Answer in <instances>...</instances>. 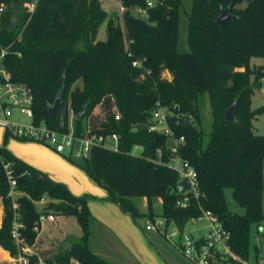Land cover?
Returning a JSON list of instances; mask_svg holds the SVG:
<instances>
[{
  "label": "trees",
  "instance_id": "trees-1",
  "mask_svg": "<svg viewBox=\"0 0 264 264\" xmlns=\"http://www.w3.org/2000/svg\"><path fill=\"white\" fill-rule=\"evenodd\" d=\"M120 1L126 11L117 23L106 21V37L98 40V28L106 19L101 0H0L5 5L0 13V51L5 52L0 66L7 70L9 81L31 89L36 125L44 122L52 130L66 132L72 110L79 135L83 119L99 105L98 131L116 133L119 149L93 147L86 157L72 161L106 189L107 199L122 212L134 220L138 216L153 219V199L160 198L165 223L182 229L202 210H210L230 232L233 252L248 260L250 226L264 220V134L255 133L252 124L264 106L251 108L254 88H262L264 72L249 65L251 57L264 58V0H191L188 52L177 47L181 0H153L146 18L134 15L132 9L145 7L147 0ZM225 7L233 17L220 26L216 19ZM135 60L141 68L132 66ZM78 81L81 85H76ZM61 88L58 113L50 116L48 108ZM202 94L208 96L212 115L205 143L197 127ZM157 102L171 110L169 127L175 137H184L177 152L198 174L201 194L198 199L191 196L185 207L177 204L178 187L183 189L184 183L166 163L171 155L169 139L149 130ZM233 103L234 119L227 121L224 113ZM8 136L30 140L4 129V140ZM135 145L141 147L138 154L132 153ZM3 164L8 165L15 190L21 193L14 201L24 226L20 233L28 245L37 236L34 226L39 215L49 213L35 206L44 195L51 199L47 209L74 216L81 229V236L68 238L65 249L44 256L46 264H70L72 257L80 264H109L89 246L93 218L88 196L71 193L65 184L0 146L2 249L16 253L10 237L11 199ZM225 189L231 190L243 213L229 209ZM131 197H145L149 213L140 212ZM35 259L31 256L30 264Z\"/></svg>",
  "mask_w": 264,
  "mask_h": 264
},
{
  "label": "built area",
  "instance_id": "built-area-1",
  "mask_svg": "<svg viewBox=\"0 0 264 264\" xmlns=\"http://www.w3.org/2000/svg\"><path fill=\"white\" fill-rule=\"evenodd\" d=\"M114 1L117 3V11L121 19L122 14L127 8L120 0ZM153 3V0H147L145 7H135L132 9V13L136 16L146 18L147 8L152 6ZM33 8L34 3H30L29 9L33 10ZM4 53L3 50L0 51V58ZM132 66L142 67L141 63L136 60L132 61ZM144 71L147 70L144 69ZM1 72L0 126L3 129H7L12 135L34 140L70 159L75 157L82 159L86 157L93 147H103L113 151L119 149L118 135L114 132H99L98 121L89 120L79 135L75 133L73 119L69 120L66 132L52 130L44 122L37 125L34 124L32 122L31 89L25 84L9 81L8 72L2 67L0 68ZM14 110L25 115L29 119L28 123L10 120L9 117ZM70 112L72 110H69L68 116ZM170 114L171 110L168 107L162 106L157 102L156 107L151 112L149 130L161 132L171 141L169 147L171 155L166 163L178 173L179 179L184 183V188L180 190V198L177 200V204L185 207L191 196L198 199L201 192L199 191L196 169L177 152L180 143L184 141V137L174 136L167 120V116ZM118 118L119 114L116 113L115 119ZM133 148L139 149V151L141 150V147L138 145H135ZM157 156H161V149L157 150ZM2 166L8 184L7 196L11 199L12 217L10 237L16 247V253L14 255H10L0 247V252H2L4 257L2 261L6 264H30V257L36 256L33 264H46L44 255L36 253L31 248V245L26 243L25 237L20 233V229L24 226L19 220L17 204L12 196L16 191L15 179L12 177L8 165L3 164ZM56 218V213H41L38 217L37 224L34 226V230L38 233L44 221L54 222ZM189 221H204V224L191 228H188L185 224L182 229H179L173 222H169L170 225H173L171 229L165 224H162V227L159 228V224L161 223L160 219H155L153 223L149 222L145 225V230L160 232L161 236L170 242L192 264H249L247 260L242 259L233 252L229 244L230 232L223 227L218 217L210 210H202L199 216L191 218ZM70 264H80V262L72 257L70 258Z\"/></svg>",
  "mask_w": 264,
  "mask_h": 264
},
{
  "label": "crops",
  "instance_id": "crops-1",
  "mask_svg": "<svg viewBox=\"0 0 264 264\" xmlns=\"http://www.w3.org/2000/svg\"><path fill=\"white\" fill-rule=\"evenodd\" d=\"M105 37L106 31L105 34L102 32L98 33V38L96 36V39L104 40ZM3 133L4 129L2 130V141L0 136V146L5 147L16 158L45 173L52 180L65 184L71 193L79 196H88V207L93 218L91 236L94 233L97 234L103 244V247L97 248L96 251L92 249L94 253L106 260L109 264H161L159 262H147L148 260L141 254L139 248H129L126 245L123 238H127L130 241L133 236L137 235L130 215L122 212L116 203L108 200L106 189L97 184L84 170L71 164L61 154L56 153L43 144L28 141L15 142L8 140V138L4 140ZM227 191L231 193L230 189H225V196ZM135 198L131 197L133 203H135ZM153 200H157L158 205H161L160 198H154ZM188 222L189 220L186 225ZM146 231L154 234L155 237L150 235L149 240L153 245L159 247V240H164L161 234L152 230ZM81 234L80 227L78 235H72L60 227L55 232L49 231L48 234L42 236L40 229L31 248L36 253L46 256L53 251L63 250L68 246L67 242H64V237L68 235L79 237ZM108 239H111V241ZM52 240L54 243L56 242L54 245H51ZM90 241L89 246L91 248ZM60 243L62 244L61 247L58 246ZM155 249L157 255L160 254L162 258L168 259V264H192L185 257L184 259L176 248ZM149 255L151 254L149 253ZM249 262L251 261L249 260Z\"/></svg>",
  "mask_w": 264,
  "mask_h": 264
},
{
  "label": "rangeland",
  "instance_id": "rangeland-1",
  "mask_svg": "<svg viewBox=\"0 0 264 264\" xmlns=\"http://www.w3.org/2000/svg\"><path fill=\"white\" fill-rule=\"evenodd\" d=\"M182 4L180 7V11H179V34H178V43H177V47L178 50L180 52H188L189 51V46L187 43V24H188V19H187V14L190 12L191 9V0H181ZM33 3H35V1H33ZM245 5V3L241 4V6ZM25 6V4H24ZM101 7L105 10L106 12V19L104 20V22L101 24V26L98 28V32H97V38H98V33H104L105 34V23L108 19H112L113 21H115L116 23L118 22V20L120 21L119 18V14H118V9H117V3L114 0H103L101 1ZM5 9V5L1 4L0 6V13L2 10ZM11 18H15V15L10 16ZM250 67L252 69H256L259 72H264V58L263 57H251L250 59V63H249ZM1 68V66H0ZM2 74V72L0 73V75ZM165 76H169L166 72H165ZM251 81L253 80V76H251ZM262 81L264 80V77L261 79ZM76 85H81V82L78 81L76 82ZM199 106H200V123L197 125V127L202 131L203 133V143H205L208 139V135L211 129V125H212V115H211V110H210V104H209V99L207 94H202L199 98ZM264 106V89L259 87V88H254V93L251 97V108L252 109H256L258 107ZM227 110V109H226ZM73 115L74 113L70 112L69 113V120L73 119ZM101 112H100V108L99 105L96 106L92 112V114L88 117V118H84L83 119V124L86 125V123L90 120V121H99V118L101 117ZM10 120L13 121H17L20 123H28L29 119L23 115L18 113V111L14 110L12 112V115L9 117ZM253 124V129L254 132L257 134H264V112L262 114H259L256 116L255 119H253L252 121ZM2 127L0 126V136H1V141H2ZM8 140L11 141H15V142H24V141H19L16 138L12 137V136H8L7 137ZM28 142H35L34 140H27ZM39 144V143H38ZM41 144V143H40ZM171 145V141H168V148ZM139 149H134L132 150V153L134 154H138ZM63 156L65 159H67L66 156ZM159 158V156L157 157ZM73 160H80L79 158H72ZM67 159L70 161L71 164L79 167L78 165H76L75 163H73V161ZM263 184H264V164H263ZM21 195V193L19 191H15V193L12 195L13 198L17 197ZM226 199L228 202V207L231 211L236 212V213H243V208L238 206L234 200L233 197L230 193V191H227L226 193ZM50 198L46 195H44L39 201H35V206L37 208V210H48L49 212H53L52 210L47 209V204L48 202H50ZM135 205L137 207V209L141 212V211H145L142 213H149L148 212V203L146 198L144 197H136L135 198ZM262 212L264 213V187L262 190ZM152 211V210H151ZM161 205H158L157 200H153V215L154 218H148L147 216H138L135 218V220L131 217V222L135 228V232L137 233V235L133 236L131 238V240L129 241V239L127 238H123L126 243V245L129 246V248H139V251L141 250V254L144 255L146 257V260H148L147 262H159L161 264H168L169 261L166 258H162L161 255H157L156 249L155 248H175L170 242H168L164 237L163 239L165 240H159V247L153 245L150 240H149V236L154 234L152 232H148L146 231L145 228V224L147 223H153L155 221V219H160V224H159V228L162 227V224L167 225V227L169 229L172 228L173 225H170V223H165L164 218L161 216ZM3 213V207H2V201L0 200V217L2 216ZM54 213V212H53ZM57 215V220L56 222H50V221H44L41 227V235L44 236L45 234H48L49 231L51 232H55L56 230H58L60 227H62L64 229V231L72 234V235H78L79 233V225L75 219L74 216H65V215H60V214H56ZM204 224V221L201 222H193V221H189L188 222V228L200 225L202 226ZM143 228V230H142ZM92 229H93V223H92ZM261 229V231L259 230ZM158 231H160V229H158ZM202 232V231H200ZM160 233V232H159ZM198 233V232H196ZM72 235H68L66 237H64V242H68V238L69 237H74ZM155 237V236H154ZM90 245H91V250L94 249L96 251L97 248L99 247H103L101 239L99 236H97V234L94 233L93 236H91L90 238ZM109 241H111V239H108ZM114 240V239H113ZM132 241V243H131ZM56 243V242H55ZM54 241H51V245L55 244ZM61 244V243H60ZM58 246H62L61 245ZM115 247V245H114ZM254 248H257L258 250H254ZM60 249V248H58ZM149 253L151 255H149ZM96 254V253H95ZM0 264L4 263L3 260V255L2 253H0ZM182 258V257H181ZM184 258V257H183ZM185 259V258H184ZM182 259V260H184ZM255 259V260H254ZM249 260L251 262H249ZM249 260L248 263L249 264H264V220L260 221L258 224H254L252 223L250 226V232H249ZM261 260V261H259ZM186 262V261H185Z\"/></svg>",
  "mask_w": 264,
  "mask_h": 264
},
{
  "label": "water",
  "instance_id": "water-1",
  "mask_svg": "<svg viewBox=\"0 0 264 264\" xmlns=\"http://www.w3.org/2000/svg\"><path fill=\"white\" fill-rule=\"evenodd\" d=\"M233 16L228 12V8L225 7L221 10V14L218 16V18L216 19V23L220 26H224L229 19H231ZM262 88L264 89V80L262 81ZM63 92V88H61L57 94H56V98L53 102V104L48 108V114L50 116H56L58 113V109H59V102H60V97L62 95ZM235 107V103H233L229 108H227V110L224 113V118L227 121L233 120L234 119V115H233V110ZM79 117V115L77 116ZM135 130V129H133ZM178 190H181V187H178Z\"/></svg>",
  "mask_w": 264,
  "mask_h": 264
}]
</instances>
